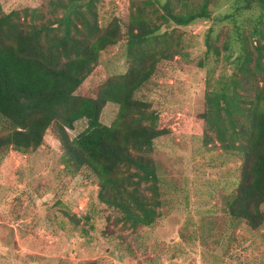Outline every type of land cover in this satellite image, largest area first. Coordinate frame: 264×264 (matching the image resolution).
<instances>
[{
	"label": "trees",
	"instance_id": "16d2710c",
	"mask_svg": "<svg viewBox=\"0 0 264 264\" xmlns=\"http://www.w3.org/2000/svg\"><path fill=\"white\" fill-rule=\"evenodd\" d=\"M217 1L141 0L133 3L125 31L118 17L101 23L100 0H48L9 12L0 1V115L7 129L0 148L27 154L54 128L65 167L95 174L98 199L114 212L108 220L125 229L154 226L165 204L155 143L171 132L165 121L173 115L152 110L137 92L159 62L186 55L182 38L169 27L212 18ZM219 18L230 26L227 37L221 41L210 27L206 58L230 64L232 71L208 79L204 129L195 126L196 135L241 156L226 209L258 229L264 223V0H233ZM123 39L128 70L101 83L96 96L78 95L102 51ZM109 102L119 108L106 125L101 115ZM81 119L87 127L71 138L68 130Z\"/></svg>",
	"mask_w": 264,
	"mask_h": 264
},
{
	"label": "rangeland",
	"instance_id": "374dc122",
	"mask_svg": "<svg viewBox=\"0 0 264 264\" xmlns=\"http://www.w3.org/2000/svg\"><path fill=\"white\" fill-rule=\"evenodd\" d=\"M0 1L9 12L48 0ZM139 1L100 0L101 23L118 17L125 31L133 3ZM232 2L218 0L212 18L169 27L182 38L186 55L159 62L153 78L137 92L152 103V110L173 115L165 121L171 132L155 143L165 200L156 224L133 230L108 220L114 212L99 201L95 174L88 167H65L51 127L44 143L27 154L0 148V264H264V223L253 229L226 209L225 199L240 176L241 156L225 151L218 141L206 145L195 127L204 129L208 79L232 71L230 64L206 58L205 44L210 27L221 41L227 37L230 26L219 17ZM125 47L123 39L102 51L76 93L96 96L101 83L126 72ZM118 108L107 103L101 121L110 125ZM5 124L0 115V135L7 132ZM87 125L86 119L76 121L70 137Z\"/></svg>",
	"mask_w": 264,
	"mask_h": 264
}]
</instances>
